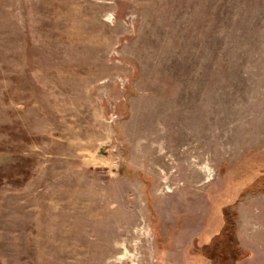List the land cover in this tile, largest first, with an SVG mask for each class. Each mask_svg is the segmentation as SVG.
<instances>
[{
    "label": "rangeland",
    "instance_id": "obj_1",
    "mask_svg": "<svg viewBox=\"0 0 264 264\" xmlns=\"http://www.w3.org/2000/svg\"><path fill=\"white\" fill-rule=\"evenodd\" d=\"M262 175L264 0H0V264H264Z\"/></svg>",
    "mask_w": 264,
    "mask_h": 264
},
{
    "label": "trees",
    "instance_id": "obj_2",
    "mask_svg": "<svg viewBox=\"0 0 264 264\" xmlns=\"http://www.w3.org/2000/svg\"><path fill=\"white\" fill-rule=\"evenodd\" d=\"M259 189L264 190V175H262V179L258 180L257 183L255 182L254 184H252L251 186L246 188L245 189V193L246 192H256ZM228 219H229V213L226 212L224 214L225 224H224L223 229H222V235L226 234L229 237L230 235L233 234V226H234V224H233V222H229Z\"/></svg>",
    "mask_w": 264,
    "mask_h": 264
},
{
    "label": "bare ground",
    "instance_id": "obj_3",
    "mask_svg": "<svg viewBox=\"0 0 264 264\" xmlns=\"http://www.w3.org/2000/svg\"><path fill=\"white\" fill-rule=\"evenodd\" d=\"M171 144H172V147H177L179 145L177 142H172ZM188 152H189V149H186L184 150L183 154L186 155L188 154ZM159 160L162 161L161 157L159 158Z\"/></svg>",
    "mask_w": 264,
    "mask_h": 264
},
{
    "label": "crops",
    "instance_id": "obj_4",
    "mask_svg": "<svg viewBox=\"0 0 264 264\" xmlns=\"http://www.w3.org/2000/svg\"><path fill=\"white\" fill-rule=\"evenodd\" d=\"M203 244H204V245H206V244H207V242H204Z\"/></svg>",
    "mask_w": 264,
    "mask_h": 264
}]
</instances>
